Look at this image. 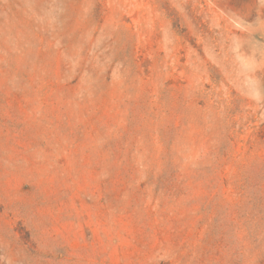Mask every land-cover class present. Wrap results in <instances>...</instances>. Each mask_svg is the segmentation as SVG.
Here are the masks:
<instances>
[{
	"label": "rangeland",
	"instance_id": "rangeland-1",
	"mask_svg": "<svg viewBox=\"0 0 264 264\" xmlns=\"http://www.w3.org/2000/svg\"><path fill=\"white\" fill-rule=\"evenodd\" d=\"M0 264H264V0H0Z\"/></svg>",
	"mask_w": 264,
	"mask_h": 264
}]
</instances>
